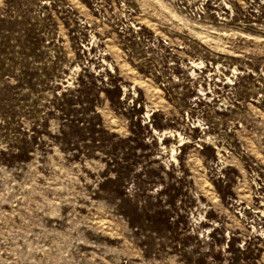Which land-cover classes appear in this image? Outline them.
Wrapping results in <instances>:
<instances>
[{
  "label": "rangeland",
  "instance_id": "obj_1",
  "mask_svg": "<svg viewBox=\"0 0 264 264\" xmlns=\"http://www.w3.org/2000/svg\"><path fill=\"white\" fill-rule=\"evenodd\" d=\"M0 264H264V0H0Z\"/></svg>",
  "mask_w": 264,
  "mask_h": 264
}]
</instances>
